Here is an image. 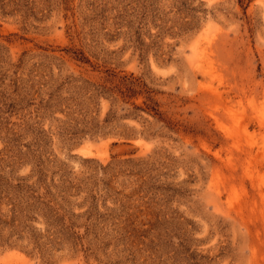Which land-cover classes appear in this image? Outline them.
Instances as JSON below:
<instances>
[{
    "label": "rangeland",
    "instance_id": "rangeland-1",
    "mask_svg": "<svg viewBox=\"0 0 264 264\" xmlns=\"http://www.w3.org/2000/svg\"><path fill=\"white\" fill-rule=\"evenodd\" d=\"M0 264H264V0H0Z\"/></svg>",
    "mask_w": 264,
    "mask_h": 264
}]
</instances>
